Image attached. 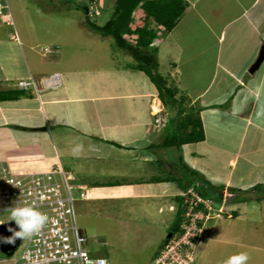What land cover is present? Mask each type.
Here are the masks:
<instances>
[{"label": "crops", "instance_id": "crops-1", "mask_svg": "<svg viewBox=\"0 0 264 264\" xmlns=\"http://www.w3.org/2000/svg\"><path fill=\"white\" fill-rule=\"evenodd\" d=\"M89 1L99 3V0ZM186 2L187 9L175 27L171 31L160 32H167L165 38L157 37L154 48L158 50L159 70L168 78V82L171 81L169 84L178 87H185L182 83L187 75H194L193 83L196 84L203 75H207V71L210 73L201 86L203 88L190 100L201 103L195 106L205 130V139L200 142L209 140V125L219 128L215 131L218 146H208L213 153L210 157L214 165L207 170L200 168L201 174L213 185L236 188V192L247 198L234 202L235 207L229 210L238 211L235 208L240 207L247 221L261 225L257 232V227L253 230V224L250 235L246 237L251 241L250 255L254 253L252 258L249 257L248 264H264V198L258 200L253 190L257 184L264 183V82H257L255 78L264 60L258 68L250 71L264 50V0ZM114 4H109V7ZM0 8H6L1 0ZM112 8L114 6L107 10L100 7L99 18L105 13L111 15L109 11ZM139 8L134 12L136 23H139V16L144 14ZM2 16L0 11V21H3ZM7 22L8 25L13 24L11 20ZM152 25L155 26L154 23ZM17 33L18 30L15 31L13 27L7 30L0 25V91L20 92L18 97L0 101L1 164H10L18 169H25L26 164L39 169L42 168L39 164H45L46 167H43L47 169L61 164L77 176L79 183L89 187H109L112 191L121 190L128 183L147 185L154 176L168 177L166 173L159 175L149 172L148 175L144 163L151 164L155 159L160 160L169 173H175L177 168L183 172L180 156L187 164L185 146L193 143L183 146L179 166L171 159L169 148H148L160 139L164 129L158 131L155 128L156 116L152 110L161 103L165 110L162 115L169 113L152 81V85L144 86L149 82L143 77L138 79L127 75V63L122 61L118 66L109 67L103 60L91 56L76 59L74 55V61L79 62L68 64L63 62V54L49 59L45 52L42 53L45 45L28 40L26 47L21 37L17 39ZM50 43L54 44L55 41ZM56 45L52 52L60 54V46ZM56 72L61 74V83L54 87L44 86L43 80ZM31 77L36 82V88L25 91L17 86L19 80ZM225 124L230 125L226 130L223 129ZM81 145V152L73 155V149ZM116 149L134 154L136 161L132 164L142 167L141 177L136 175L133 176L135 181L126 182L122 177L109 185L102 184L98 174H103L106 168L96 167L95 170L90 160H95V164L102 162L112 165L110 154ZM223 151L225 155L228 154L225 163L229 171L226 173L222 171L223 164L215 161L217 155L214 156ZM200 152H191L190 155L197 157ZM241 162L248 168H254L256 174L252 172L249 182L238 184L235 172ZM191 163L194 165L196 161L192 160ZM155 183H175L180 187L173 180ZM141 191V196H147L145 190ZM180 193L160 190L150 195L152 198L170 195L177 201ZM174 205L173 202L169 203L170 211L177 210V202L176 208L172 209ZM160 211H163L162 208ZM237 216L241 217L239 212ZM210 239L222 244L233 242L221 237ZM5 259V254L0 251V264Z\"/></svg>", "mask_w": 264, "mask_h": 264}, {"label": "rangeland", "instance_id": "rangeland-1", "mask_svg": "<svg viewBox=\"0 0 264 264\" xmlns=\"http://www.w3.org/2000/svg\"><path fill=\"white\" fill-rule=\"evenodd\" d=\"M1 1L8 6L3 8L1 12L3 14V21H0V25L5 27L7 30L12 27L15 31L18 30L17 39L21 37L26 47L28 40L32 43L36 41L40 46L45 45L42 47V53L45 52V56L49 59L54 56L55 58H58L59 55L63 54V62L65 64H68L69 62L76 63L78 61L76 60L77 58H87L90 56L97 60H103L104 64L109 67L118 66L117 64L121 63L120 61L126 62L127 75L138 79L143 77L149 82L145 83L144 86L152 83L150 78L145 73L131 67V64L135 62V59L131 54L121 50L116 45L112 36L103 37L101 34L96 33L87 27L85 20L89 15L90 18H96L101 23H104L105 20L110 17L109 14L105 13L103 17L98 18L93 14L94 9H92L93 12H87L85 10L86 5L81 6V4H85L89 0ZM114 1L115 0L112 2L111 0H99L100 4L98 1H93L91 4L107 10L108 8L111 9V7L114 6L112 5L109 7V4H114ZM76 2L80 3L79 7L75 4ZM113 9L114 8H112V10ZM112 10H110L109 13H111ZM136 19H138V16ZM8 20H11L13 24L8 25ZM134 24H136V20L134 21ZM160 32L157 37L165 38L167 36V32L163 34ZM51 41H55V43H50ZM155 43H157V41ZM56 44L60 46V54H55L54 51L52 52V49L55 48L54 46ZM39 49L40 47H38V50ZM73 56L76 58L75 61ZM161 71L164 72L162 68ZM206 73L207 75H203V77L196 84L193 83L194 75H187L184 81L182 79V84L185 87H179L181 91L178 94L180 95L184 89L185 93L187 92L191 96L189 100L185 102V106L188 105L193 107L201 105L200 101L196 104L190 100L191 98H195L199 90L203 88L201 86L205 83L207 76L210 74L208 71ZM121 76H123V73ZM255 78L257 79V82H264V64L256 73ZM263 98L264 95L262 96V99ZM188 101H190V103H188ZM162 109L164 108L161 103H159L158 107L152 110L153 115L160 113ZM156 118L157 122L154 123V126L158 131H160L167 118L165 116H160V114H158ZM227 126L229 127L230 125L225 124L223 129L226 130ZM218 130L219 128L217 129L212 125H209L210 135L208 141L193 143L185 146L184 154L188 166L191 168L194 167L195 170L202 173L200 168L207 170L209 166L212 167L214 165V161L213 159L211 160L210 157V154L212 156L213 153L208 146L212 144L218 146L219 140L215 137V131ZM162 132L166 133L165 130ZM234 142L235 141H233V143ZM191 152H200V155L193 157L190 155ZM168 153H170L171 159L174 163H178V158L182 151L178 148H169ZM225 153L226 152L223 151L220 154L215 153L214 155H217L215 161L221 165L223 164V173L229 171V167L225 163V159L228 154L225 155ZM110 155H112L110 162L112 165L102 162L95 164V160H90V163H92L93 167H95V170L97 168H106L103 174L97 173L100 178V182L103 183L107 180H110L109 182H111L116 181V179L121 180L122 177L125 178L124 182L135 181L133 176L137 175L141 177L143 170L142 167L132 164L136 161L134 154L130 155L128 152L116 149L113 150ZM192 160L196 161L194 165L191 163ZM39 165H41L42 168H34L29 164L24 166L25 169H18L14 166L12 168L10 164H7V167L8 169L10 168L14 171V173H18V170H49L44 168L46 167L45 164ZM144 166L148 175L150 174L149 172H156V174L160 173L159 175H164L165 173L169 174L164 165L157 167L156 164L152 162L151 164L144 163ZM243 167L245 168L243 169ZM157 168H159L160 171H157ZM115 171H117V174L114 173ZM252 172L254 175L256 174L254 168H248L241 162L235 172V179L237 180V183L249 182L252 179ZM182 174V170L177 168L176 175L181 176ZM117 175H119V177ZM241 176L245 177L240 179ZM212 179L216 178L213 177ZM155 182L156 181L148 182L147 185H143L141 183L128 185L130 184L128 183L122 186L123 188L118 191H112L109 187L90 186L88 189L90 198L77 202V214L80 229L88 238L89 248L94 256L106 257L109 260V264H150L152 262L151 260L156 253V250H158L159 246L170 233V227L176 217V211L169 210V203L173 202L176 205L178 200L176 201L172 198V196L170 197V195L162 198L158 196V198H152V195L150 194L156 193L160 190L169 192L172 191L173 193L182 192V186L178 187L175 183H169L166 185L157 184ZM153 188H155V190H151ZM141 190H145L147 196H141ZM102 195L106 196L103 197ZM255 196H257L256 193ZM175 205L174 209L176 208ZM234 205L235 203H229L228 208H234ZM160 208H162L163 211H160ZM235 209L238 210L241 217L235 216V218L234 216H220V212L217 211V214L214 209L208 210L211 215L207 218V221L206 218L199 221L200 225H202L201 227L204 237L202 244H200V246L198 245L199 248L196 249V256L193 260V264H223V261H225L228 257L240 252H247L249 257L252 258L254 253L250 255L249 250V243L251 241H249L246 237L250 235L249 233L252 230V225L255 222L253 223L250 220H246V214L243 213L244 210L242 208L239 207ZM220 210L226 211V208L220 206ZM0 216L4 222H8L10 220V214L1 212ZM247 226L250 227L249 230L247 229ZM255 228L258 232V229H261V225L259 226V224L256 223L253 226V230H255ZM214 237H221L227 240L230 239L233 242L228 241L229 243L227 244H222L220 242L216 243L210 239ZM26 241L27 240H22L14 250L10 251V253H8L9 250L0 249V251H2L7 258L3 264H14L15 260L21 255L26 245ZM248 262H250V260Z\"/></svg>", "mask_w": 264, "mask_h": 264}, {"label": "trees", "instance_id": "trees-1", "mask_svg": "<svg viewBox=\"0 0 264 264\" xmlns=\"http://www.w3.org/2000/svg\"><path fill=\"white\" fill-rule=\"evenodd\" d=\"M91 3L93 1L82 3L81 6L86 5L85 10L87 12H93L92 9H94L93 14L99 18L100 13H97V9L100 7H96ZM75 4L78 7L80 5L77 2ZM138 7L144 14L139 16V23L134 24V12ZM186 9V0H115L114 9L104 23H100L96 18H90L89 14L85 20L87 27L92 31L104 37L112 36L116 45L121 50L131 54L135 59L131 67L144 72L158 88L159 97L169 112L168 121L162 127L166 133L162 132L160 139L149 145L148 148L158 146L160 148L175 147L182 151L185 144L196 143L205 139L203 120L199 112L195 106H185V102L189 100L188 95L184 91L179 95L181 89L176 84H169L168 78L160 72L158 50L153 47L159 32L162 30L171 31ZM19 95V91H0V101L12 99ZM113 144L122 147L118 143ZM180 157L183 166L181 176L176 175V172H170L168 177L154 176L152 180H173L180 187L182 186L183 190L187 189L188 186L193 187L195 192L205 199L212 200L214 207L218 208L223 202L225 187L213 185L199 171L188 166L183 161L182 155ZM154 163L157 164V167L162 165V162L157 159ZM112 182L107 181L102 184L109 185ZM229 189L231 193H234V196L229 198V203L247 200L241 193L235 191L236 188L230 187ZM253 190L256 192L258 200L264 198V183L257 184ZM177 200L176 217L170 227V232L173 233L180 229L188 210L185 197L178 196ZM205 212H208V209H205ZM237 215L238 211L236 210H227L224 213L226 217ZM166 241L167 239L162 242L157 253L161 251Z\"/></svg>", "mask_w": 264, "mask_h": 264}, {"label": "built area", "instance_id": "built-area-1", "mask_svg": "<svg viewBox=\"0 0 264 264\" xmlns=\"http://www.w3.org/2000/svg\"><path fill=\"white\" fill-rule=\"evenodd\" d=\"M48 81L59 85V73ZM32 84L20 81L24 87ZM75 180V175L62 166L28 173H14L8 167L0 166V212L11 213L13 207L32 206L49 217L41 232L26 241L15 264H109L106 257L92 254L89 240L80 229L77 202L88 195L86 186ZM190 193L180 229L171 234L150 264H192L195 249L202 241L199 221L208 217L205 209L211 210L212 202L193 189ZM28 253L30 258L26 259Z\"/></svg>", "mask_w": 264, "mask_h": 264}, {"label": "clouds", "instance_id": "clouds-1", "mask_svg": "<svg viewBox=\"0 0 264 264\" xmlns=\"http://www.w3.org/2000/svg\"><path fill=\"white\" fill-rule=\"evenodd\" d=\"M4 1L6 2L8 0H4ZM7 6L8 5L5 4V7H7ZM0 11L2 12V8H0ZM97 13H100V10L99 9H97ZM16 36H17V34H16ZM156 41H157V39H156ZM156 41H154L153 47L157 44V43H155ZM56 73H59V72H56ZM56 73H53L52 75L48 76L47 78H45L43 80L44 86H52V87L58 86V85L50 84V82L48 81V79H50L51 76H53ZM59 75H60V83H61V74L59 73ZM23 80H26V81H29V82H33V84L30 85V86H27V87L21 86L20 85V81H23ZM23 80H19L17 82V86L20 89L25 90V91H28V90H31L33 88H36V82H35V80L32 77L30 79H23ZM163 112H165V110L162 109V111H160V113H158V114H160V116H163L162 115ZM158 114H156L155 116L157 117ZM156 117H155V122H157V118ZM165 117L167 118L165 120V123H166L168 121V114H166ZM165 123L163 124V126L165 125ZM169 148H171V147H169ZM161 149H164V148H161ZM165 149H168V148H165ZM81 150H82V145L81 146H77L76 148L73 149V155H78L81 152ZM179 161L180 160L178 158V163L177 164H179ZM1 165L7 167V164H1L0 163V166ZM61 166L62 165L59 164L55 168H58V167H61ZM63 168L66 171H68L65 167H63ZM51 169H54V168H51ZM51 169H49V170H51ZM45 171H47V170H45ZM28 172H41V171H24V172L19 171L18 173H28ZM68 172L71 173V171H68ZM72 174L75 175L74 173H72ZM75 177H76L75 182L76 183H79L78 180H77V176L76 175H75ZM79 184H82V185H85L86 186V191H87L88 197L86 199H84V200L89 199L90 198V193L88 192V189L90 187L88 185H86V184H83V183H79ZM191 189H193V187H190V186H188V188L185 189V190L182 189V192L180 193L179 196L185 197V200H186V198H188L189 196H191V193H190V190ZM232 196H234V193H231L229 188H225V190H224V199H223L222 204L219 205L218 208H215L214 205H213V201L211 200V202H212V209L211 210H214L215 209L214 211H216V213H217V211L220 212V214H219L220 216L224 215V213L229 209L228 208V205H229L228 200ZM79 201H82V200H79ZM220 206L226 208V211L220 210ZM3 213L10 214V220L9 221H15V224L19 228L18 231H16L15 229H11V228L9 229V231L13 232V235L10 236V237L5 238L4 242L5 243H8V244H14L15 241H16V239H18V238L22 239L23 241L32 239L34 236L38 235L41 232V230L47 225V223L49 221V217L47 215L41 213L40 211L36 210L32 206L13 207V208H11V213L10 212H3ZM208 213H209V215H208V217H209L211 214H210L209 211H208ZM207 218H206V221H207ZM0 220L2 221V223L0 224V226L2 224L6 223V222H4L1 219V216H0ZM172 233L173 232H170L168 234V236H167L166 239H168L171 236ZM201 240L203 241V233H202ZM202 241L198 245L202 244ZM198 245H197L196 249L198 248ZM196 249H195V256H196ZM157 254L158 253H156V255ZM156 255H155V257H156ZM25 258L26 259L27 258H30V253L26 254V257ZM194 259H195V257H194ZM248 261H249V255H248V253L247 252H240L238 254H235V255H232V256L228 257L225 261H223V264H248ZM192 264H193V262H192Z\"/></svg>", "mask_w": 264, "mask_h": 264}, {"label": "water", "instance_id": "water-1", "mask_svg": "<svg viewBox=\"0 0 264 264\" xmlns=\"http://www.w3.org/2000/svg\"><path fill=\"white\" fill-rule=\"evenodd\" d=\"M263 60H264V50L260 53L259 57L257 58L256 62L254 63L250 71H254L256 68H258ZM10 228L15 229L16 231L19 230L18 226L15 224V221H8L0 226V249L9 250L8 253L14 250L18 246V244L22 241V239L18 238L16 239L14 244H8L4 242L5 238L13 235V232L9 231Z\"/></svg>", "mask_w": 264, "mask_h": 264}]
</instances>
